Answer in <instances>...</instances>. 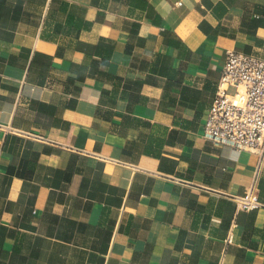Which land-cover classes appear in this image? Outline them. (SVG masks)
I'll return each mask as SVG.
<instances>
[{"label": "crops", "instance_id": "1", "mask_svg": "<svg viewBox=\"0 0 264 264\" xmlns=\"http://www.w3.org/2000/svg\"><path fill=\"white\" fill-rule=\"evenodd\" d=\"M228 49L264 0H0V264H264V159L204 136Z\"/></svg>", "mask_w": 264, "mask_h": 264}, {"label": "built area", "instance_id": "2", "mask_svg": "<svg viewBox=\"0 0 264 264\" xmlns=\"http://www.w3.org/2000/svg\"><path fill=\"white\" fill-rule=\"evenodd\" d=\"M231 89L234 91L231 92ZM204 136L215 144L254 153L263 161L264 59L233 49L226 51L216 95L204 126ZM237 203L244 211L262 207L257 178L242 196L237 197Z\"/></svg>", "mask_w": 264, "mask_h": 264}, {"label": "rangeland", "instance_id": "3", "mask_svg": "<svg viewBox=\"0 0 264 264\" xmlns=\"http://www.w3.org/2000/svg\"><path fill=\"white\" fill-rule=\"evenodd\" d=\"M234 91V89H231V92H233Z\"/></svg>", "mask_w": 264, "mask_h": 264}]
</instances>
